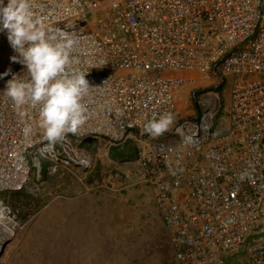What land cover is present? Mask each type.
<instances>
[{"label":"built area","instance_id":"2783aa9c","mask_svg":"<svg viewBox=\"0 0 264 264\" xmlns=\"http://www.w3.org/2000/svg\"><path fill=\"white\" fill-rule=\"evenodd\" d=\"M32 7L46 26L77 38L73 68L87 73L92 89L82 101L86 124L51 145L39 106H18L5 94L14 76H30L0 30L2 254L23 228L9 198L28 190L34 175L39 189L48 164L47 176L69 173L87 189L147 190L181 264H264V0H32ZM221 89L230 95L227 117ZM182 102L194 115L182 114ZM166 113L175 118L168 131L145 132ZM130 142L135 157L115 158ZM99 163L114 167L98 178Z\"/></svg>","mask_w":264,"mask_h":264},{"label":"rangeland","instance_id":"374dc122","mask_svg":"<svg viewBox=\"0 0 264 264\" xmlns=\"http://www.w3.org/2000/svg\"><path fill=\"white\" fill-rule=\"evenodd\" d=\"M223 89L221 116L227 117L230 95H223ZM185 105L181 103L182 114L194 115V108ZM112 154L130 159L136 152L130 142L125 151L114 149ZM109 165L99 163L95 176L101 178L113 166ZM47 167L43 164L42 176L48 179L39 189L34 175L28 190L9 198L23 228L0 264H181L152 196L143 187L87 189L69 173L47 176Z\"/></svg>","mask_w":264,"mask_h":264},{"label":"clouds","instance_id":"9594fccd","mask_svg":"<svg viewBox=\"0 0 264 264\" xmlns=\"http://www.w3.org/2000/svg\"><path fill=\"white\" fill-rule=\"evenodd\" d=\"M0 30H6L12 48L19 54L30 76L25 81L14 76L5 94L16 105L39 106V127L51 145L62 142L68 134H77L86 124L87 109L83 104L92 87L87 73L73 65L72 55L77 38L62 29L46 26L33 12L32 0H0ZM18 58L13 57L16 61ZM174 115L166 113L145 124V132L153 138L162 136L174 123ZM31 131L25 128V133ZM187 142V139L186 141Z\"/></svg>","mask_w":264,"mask_h":264},{"label":"water","instance_id":"95a60500","mask_svg":"<svg viewBox=\"0 0 264 264\" xmlns=\"http://www.w3.org/2000/svg\"><path fill=\"white\" fill-rule=\"evenodd\" d=\"M87 142H88V143H91L92 140H91V139H88ZM3 250H4V249H1V251H0L1 254H2Z\"/></svg>","mask_w":264,"mask_h":264},{"label":"bare ground","instance_id":"6f19581e","mask_svg":"<svg viewBox=\"0 0 264 264\" xmlns=\"http://www.w3.org/2000/svg\"><path fill=\"white\" fill-rule=\"evenodd\" d=\"M2 248H3V247H2V244H0V251H1ZM2 256H3V255H2ZM2 256H0V258H1Z\"/></svg>","mask_w":264,"mask_h":264}]
</instances>
